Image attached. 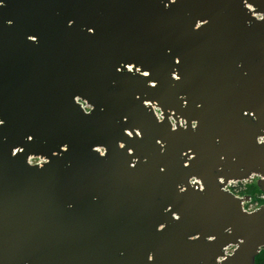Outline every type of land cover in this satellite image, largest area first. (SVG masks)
Masks as SVG:
<instances>
[{"label": "water", "instance_id": "95a60500", "mask_svg": "<svg viewBox=\"0 0 264 264\" xmlns=\"http://www.w3.org/2000/svg\"><path fill=\"white\" fill-rule=\"evenodd\" d=\"M262 16L264 0H4L0 264H254L264 205L222 187L256 176L264 194Z\"/></svg>", "mask_w": 264, "mask_h": 264}, {"label": "built area", "instance_id": "2783aa9c", "mask_svg": "<svg viewBox=\"0 0 264 264\" xmlns=\"http://www.w3.org/2000/svg\"><path fill=\"white\" fill-rule=\"evenodd\" d=\"M257 18H259V16H257ZM81 105H82V108L85 110V111H88L89 110V107L84 103V102H81ZM153 111H154V114L156 116V118L158 120H161L162 119V113L161 111L156 108V107H153ZM170 121L173 125V121L172 119L170 118ZM180 125H183L181 122H180ZM100 153H102L103 151L101 149H97ZM28 162L30 164H36V165H41L44 161L42 159H39V158H29L28 159ZM253 178L250 177L248 180H245V181H228L223 187H222V190L224 191H227V192H230L232 193L234 196L236 197H242V190L244 189V187L249 184L251 182V179ZM221 182V181H220ZM189 183L191 186H194L195 188H199V183L194 180V179H190L189 180ZM262 199H264V196H261ZM258 207L255 206L254 204H252V202H248V203H244L242 205V209L245 211V212H252L254 211L256 208ZM234 246L232 245H229V246H226L223 248V254L224 256H228L230 254H232L233 250H234Z\"/></svg>", "mask_w": 264, "mask_h": 264}, {"label": "snow or ice", "instance_id": "6c2138e0", "mask_svg": "<svg viewBox=\"0 0 264 264\" xmlns=\"http://www.w3.org/2000/svg\"><path fill=\"white\" fill-rule=\"evenodd\" d=\"M173 2H174V0H173ZM3 5H4V0H0V7H2ZM261 19H264V16H262ZM177 63H179V61H177ZM130 70H131V69H130ZM137 71H139V69H137ZM144 75L147 76V75H149V73H148V72H145ZM177 78H178V77H177ZM152 87H155V84H153ZM4 123H5V122H4L2 119H0V125H3ZM130 134H131V133H129V135H130ZM136 134H137V135H140L139 132H137ZM32 139H33V137H32L31 135H28V140H32ZM260 143L264 144V138H262V139L260 140ZM120 147H121V148H124L125 145L121 144ZM17 151L22 152L23 149H17ZM64 151H67V148H65ZM12 155L15 156V155H16V152H13ZM129 155H131V153H129ZM221 158H222V157H221ZM190 159H191V158H190ZM133 166H134V165H133ZM185 167H187V165H185ZM161 171H163V169H161ZM200 191H201V192L204 191L203 186L200 188ZM175 218L178 220L180 217L177 216V217H175ZM162 227H163V226H162Z\"/></svg>", "mask_w": 264, "mask_h": 264}, {"label": "trees", "instance_id": "16d2710c", "mask_svg": "<svg viewBox=\"0 0 264 264\" xmlns=\"http://www.w3.org/2000/svg\"><path fill=\"white\" fill-rule=\"evenodd\" d=\"M245 190H247V191L252 190V191H254L255 194H257V195H263V194L259 191V189L257 188L256 183L247 186V187L245 188ZM245 193H246V192H245ZM247 194H248V193H247ZM254 196H255V195H254ZM259 205H264V200H263V201H260V204H259ZM263 255H264V248L259 252L258 256L255 258V262H254V264H264V257H263Z\"/></svg>", "mask_w": 264, "mask_h": 264}, {"label": "flooded vegetation", "instance_id": "af4514ba", "mask_svg": "<svg viewBox=\"0 0 264 264\" xmlns=\"http://www.w3.org/2000/svg\"><path fill=\"white\" fill-rule=\"evenodd\" d=\"M260 18V17H259ZM252 177V176H251ZM255 177L256 176H254L252 179H251V182H252V180H254L255 179ZM257 181H258V177H256V179H255V183H256V186H257ZM249 183V184H247L245 187H244V189L242 190V197H238V198H241V199H246V200H244L243 202H242V205L244 204V203H248V202H251V200H252V195H247L246 193H244V190H245V188L248 186V185H251L252 183ZM258 188V187H257ZM254 195H256V194H254ZM253 195V196H254ZM260 206H262V205H259L258 204V208L260 207ZM256 210V209H255ZM253 212V211H252ZM235 249V248H234ZM234 251V250H233Z\"/></svg>", "mask_w": 264, "mask_h": 264}, {"label": "rangeland", "instance_id": "374dc122", "mask_svg": "<svg viewBox=\"0 0 264 264\" xmlns=\"http://www.w3.org/2000/svg\"><path fill=\"white\" fill-rule=\"evenodd\" d=\"M255 179H256V177H255ZM255 179L254 180H252V184H254L255 183ZM249 186V185H248ZM246 192V194L247 195H252V200H251V202H252V204H254L255 206H257L258 204H260V201H263L264 199H262L261 198V196L262 195H255V196H253L254 194H255V192L254 191H252V190H249V191H247V190H244V193ZM263 257H264V255H263Z\"/></svg>", "mask_w": 264, "mask_h": 264}]
</instances>
